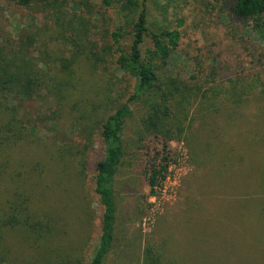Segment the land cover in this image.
<instances>
[{
    "label": "rangeland",
    "instance_id": "374dc122",
    "mask_svg": "<svg viewBox=\"0 0 264 264\" xmlns=\"http://www.w3.org/2000/svg\"><path fill=\"white\" fill-rule=\"evenodd\" d=\"M234 1L140 0L151 30L181 32L155 65L188 99L172 102L184 131L167 144L143 122L153 97L130 102L108 264H144L148 248L176 264H264V15L237 19ZM114 13L102 0H0V55L22 84L35 82L26 96L0 93V124L16 117L2 133L0 220L20 203L28 222L0 223L9 264L90 263L102 233L93 182L102 123L134 82L117 65ZM164 145L169 170L153 197L147 169Z\"/></svg>",
    "mask_w": 264,
    "mask_h": 264
},
{
    "label": "trees",
    "instance_id": "16d2710c",
    "mask_svg": "<svg viewBox=\"0 0 264 264\" xmlns=\"http://www.w3.org/2000/svg\"><path fill=\"white\" fill-rule=\"evenodd\" d=\"M21 8H29L33 4L53 5L59 2L76 0H9ZM106 9L115 13V24L110 34L114 53L117 55V65L133 79L132 94L129 101L119 104L114 111L106 117L101 128V144L103 157L95 167L94 192L99 199L102 208V233L98 240L95 251L89 264H108L117 243L118 229V185L119 173L126 157V144L124 132L127 122L133 116L130 102L147 97H153L143 122L155 135L164 137V144L178 139L177 133L181 134L184 129L181 120L177 118L173 108V101L177 94L185 101L187 95H181L180 88L167 89L157 74L155 61H167L178 48L181 41L179 30H151L147 20V10L140 0H102ZM233 13L237 19L255 20L264 15V0H235ZM131 38L130 45L125 41ZM150 46L143 52L146 40ZM8 59L0 55V93H8L11 88L22 91L23 95L30 94L35 87L34 81L22 84L20 78L14 76L9 70ZM22 79V76H21ZM0 124V151L9 138L2 136L5 129L13 131V122L16 117ZM14 119V120H13ZM174 122V124L172 123ZM180 125V126H178ZM15 143V142H13ZM164 154L160 155L147 169L148 184L151 196L156 197L161 190L163 182L167 179L169 170L170 149L164 145ZM9 211L0 220L4 227L26 225L28 222L23 218L24 209L21 204L11 203ZM26 210V209H25ZM3 234L0 232V264H9L10 261L3 249ZM144 264H176L173 261H165L153 249L148 248L144 255Z\"/></svg>",
    "mask_w": 264,
    "mask_h": 264
}]
</instances>
